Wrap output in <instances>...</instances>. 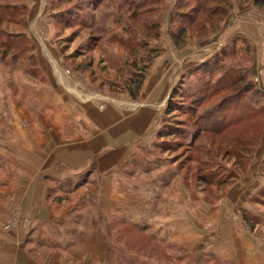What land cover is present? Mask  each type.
<instances>
[{"label":"rangeland","instance_id":"374dc122","mask_svg":"<svg viewBox=\"0 0 264 264\" xmlns=\"http://www.w3.org/2000/svg\"><path fill=\"white\" fill-rule=\"evenodd\" d=\"M129 1L0 0L9 8L0 12V183L49 176L51 137L67 136L74 110L106 111L103 168L82 179L81 205L68 197L82 227L74 255L103 264H229L197 258L230 226L237 238L264 242V7L231 0L225 18L198 10L184 25L179 0H153L150 13ZM79 5L88 15L70 17ZM184 26L178 46L173 34ZM145 66L134 100L130 78ZM62 147L60 158L79 159ZM11 207L6 223L15 225L19 207Z\"/></svg>","mask_w":264,"mask_h":264},{"label":"crops","instance_id":"0c3cea01","mask_svg":"<svg viewBox=\"0 0 264 264\" xmlns=\"http://www.w3.org/2000/svg\"><path fill=\"white\" fill-rule=\"evenodd\" d=\"M73 117L75 122L67 126L66 137H63L61 132L51 137L50 141L54 147L50 149L47 158L51 163V175L35 174L27 178L22 174L17 180V185L12 188L8 182L0 183V264H85L87 260L92 264L104 263L101 256L93 259L83 251L78 257L74 255L75 242L82 238L75 232L78 227H82L78 220L70 216L76 206L70 205L72 203L68 197L73 195L76 199L73 196L72 199L78 200L80 204L87 196L86 192L78 191L82 179L87 173H96L98 167L103 168L108 130L106 125L110 116L108 117L106 111L81 107L74 110ZM55 128L58 131L62 129L58 126ZM59 136L62 138L57 143L58 139L55 138ZM73 137L75 141H71ZM64 139L65 142L62 141ZM53 140L56 142L53 143ZM97 142L100 146L92 147V144ZM38 144L35 145L36 149H44V144ZM64 145L69 150L73 149L72 156L79 157L76 162L59 157V150L64 149ZM119 163L121 165L120 159ZM68 181L73 183L72 186L65 185ZM56 184L60 185L59 189ZM132 185L130 190L135 189ZM16 203L19 207L18 221L12 225L6 223V219L10 215L11 206ZM238 230L230 226L219 232L220 234H213L209 242L210 247H204V254L197 260L204 255L207 259L223 260L229 264H264V242L237 238Z\"/></svg>","mask_w":264,"mask_h":264},{"label":"trees","instance_id":"16d2710c","mask_svg":"<svg viewBox=\"0 0 264 264\" xmlns=\"http://www.w3.org/2000/svg\"><path fill=\"white\" fill-rule=\"evenodd\" d=\"M125 1H127V0H125ZM151 1H153V0H142V1H139V3H137L136 5H133L132 3H134V2L131 0L129 2H125L126 4L125 3L124 4L130 6L133 9V11H135L136 13H139L138 9H141L143 7H146V8L149 7V4L152 3ZM179 1H180L179 5L183 9L180 11L177 10L176 13H177L178 17L181 19L182 23H184V25L187 23H189V24L193 23V21L195 22V20H196L195 13L198 10L203 12L204 15L207 14L208 17H213V16L220 14L222 16V18H225L228 14V10L231 7V0H179ZM225 2L227 3L228 7L222 6L221 3H225ZM214 3H217L219 5L214 6L213 5ZM255 3L258 7H264V0H255ZM192 5H194L192 12H185L184 11L186 9H189ZM77 8L75 9V12H73L74 14L72 13V16H70V17H72L74 19L77 17L79 18V17H81V15H83V16L86 14L88 15V13H89L88 11H90V9L87 5H82V6L79 5V7H77ZM7 9H9V8L7 6L6 7L4 6V8L0 9V12H5ZM86 9H87V11H86ZM151 9L152 8H150V7L147 8V10H145L144 13L152 12ZM147 23H146V27L148 29L150 28V31L155 29V25H149ZM186 32H187V28L184 26L179 32L173 34V38L176 42V45L181 46L183 44V39H184V35L186 34ZM159 37H160V33H157L155 35V38H159ZM5 44H6V42H3L2 45L6 46L8 49H11L9 46H7ZM8 49H6V50H8ZM151 53L154 54L155 50H151ZM14 54L18 57V59L21 58V56H20L21 54L19 52L14 53ZM6 55H7V52H4V56H6ZM35 55L32 54V56L29 59L36 63L37 57H35ZM157 57H158V54L153 56V58L151 60H153V59L155 60ZM4 59H3V61H4ZM147 69H148V66H145L143 69H139V71L136 72L134 74V76H132L130 78L131 81L129 82L128 90H129V92H130V94L134 100H137L139 95H140L143 83L147 77V73H146ZM182 87L178 88V90H177L180 97L185 95V93L183 94V92L181 91V90L185 89V85H182ZM192 101L194 104L198 105L200 102V98L197 95H193ZM169 127L173 128V126H169ZM177 129H181V128H178V126H175L174 130H177ZM177 131H180V130H177ZM168 133L169 132H167V134Z\"/></svg>","mask_w":264,"mask_h":264}]
</instances>
